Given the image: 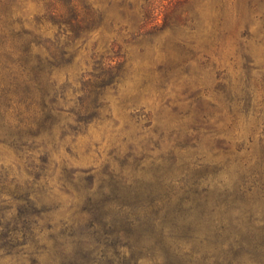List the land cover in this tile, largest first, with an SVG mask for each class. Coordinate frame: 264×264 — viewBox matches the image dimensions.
Here are the masks:
<instances>
[{
  "label": "rangeland",
  "instance_id": "rangeland-1",
  "mask_svg": "<svg viewBox=\"0 0 264 264\" xmlns=\"http://www.w3.org/2000/svg\"><path fill=\"white\" fill-rule=\"evenodd\" d=\"M0 264H264V0H0Z\"/></svg>",
  "mask_w": 264,
  "mask_h": 264
}]
</instances>
